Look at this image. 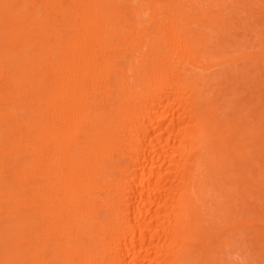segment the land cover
<instances>
[{
    "label": "bare ground",
    "instance_id": "1",
    "mask_svg": "<svg viewBox=\"0 0 264 264\" xmlns=\"http://www.w3.org/2000/svg\"><path fill=\"white\" fill-rule=\"evenodd\" d=\"M253 5L0 0V264H264Z\"/></svg>",
    "mask_w": 264,
    "mask_h": 264
},
{
    "label": "rangeland",
    "instance_id": "2",
    "mask_svg": "<svg viewBox=\"0 0 264 264\" xmlns=\"http://www.w3.org/2000/svg\"><path fill=\"white\" fill-rule=\"evenodd\" d=\"M258 6H252L253 11L256 12V10L259 8L261 10H264V0H257ZM241 20L236 19L234 21V25H236L233 30L231 31V35L233 37V40L235 43H242V46H238V50L240 49H247L248 52H260L264 53V45L261 43L260 39V32L261 28L258 26L257 15H245L244 13L241 14ZM248 17L245 19V17ZM244 18V19H243ZM236 53L232 51L231 56H234ZM259 59H261L259 62H257L256 65H253V67H257L254 72V77L258 79L259 83L261 81V85L255 88V85L249 83V85H245L239 92H241L240 97H247L250 93H252V96H249L248 99H251L254 105L255 112H250V115L247 117V122L253 127L255 124H257L254 121V118L256 116H259V112H262L264 114V108H261V105H264V78H261L262 71L261 69H264V57L259 56ZM244 83H246L250 79L249 75H244ZM253 76V75H252ZM260 123L264 125V116L260 117ZM257 183L259 184V188L253 189L252 191L257 192L259 195H254V199L250 198V201H254L256 198H262L264 199V191H260L258 189L264 190V170H261L257 175ZM264 204V200L257 201L256 205ZM243 240H247L246 238H243ZM252 242H248L247 244H243V246H235L227 255L228 260L232 261L233 264H256L252 261L251 254L255 251L252 250L248 251L247 247L253 249Z\"/></svg>",
    "mask_w": 264,
    "mask_h": 264
}]
</instances>
